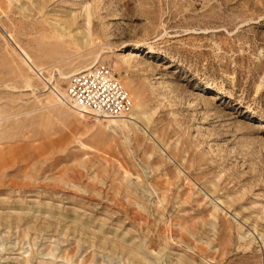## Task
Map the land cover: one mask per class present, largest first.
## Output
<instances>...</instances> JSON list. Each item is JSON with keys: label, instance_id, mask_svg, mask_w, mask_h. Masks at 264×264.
<instances>
[{"label": "rangeland", "instance_id": "obj_1", "mask_svg": "<svg viewBox=\"0 0 264 264\" xmlns=\"http://www.w3.org/2000/svg\"><path fill=\"white\" fill-rule=\"evenodd\" d=\"M0 264H264V0H0Z\"/></svg>", "mask_w": 264, "mask_h": 264}, {"label": "built area", "instance_id": "obj_2", "mask_svg": "<svg viewBox=\"0 0 264 264\" xmlns=\"http://www.w3.org/2000/svg\"><path fill=\"white\" fill-rule=\"evenodd\" d=\"M62 99L77 112L98 119L116 118L129 109L127 93L112 69L105 65L71 77Z\"/></svg>", "mask_w": 264, "mask_h": 264}, {"label": "bare ground", "instance_id": "obj_3", "mask_svg": "<svg viewBox=\"0 0 264 264\" xmlns=\"http://www.w3.org/2000/svg\"><path fill=\"white\" fill-rule=\"evenodd\" d=\"M90 16V15H89ZM86 17V16H85ZM86 19V20H85ZM84 20H85V23H86V25L89 27L90 26V20H89V18H85ZM71 19H69V22L70 23H68V28L70 29V28H72V27H74V26H78L77 25V20L74 18L73 20H72V22L70 21ZM58 23V22H57ZM66 23V22H65ZM60 24V23H59ZM67 24V23H66ZM65 24V25H66ZM84 24V23H83ZM55 25H57L56 24V22H55ZM58 27H59V25H57ZM61 26V25H60ZM63 26V25H62ZM80 27V26H79ZM61 28V27H60ZM63 28V27H62ZM65 28V27H64ZM83 28V27H82ZM69 29L67 30V28H66V30L67 31H69ZM84 29V28H83ZM64 30V29H63ZM62 30V31H63ZM89 31V30H88ZM87 31V32H88ZM56 32V31H55ZM65 33H66V31H64ZM74 32V31H73ZM72 32V33H73ZM80 32V31H79ZM57 33V32H56ZM59 33V32H58ZM67 34V33H66ZM72 35V34H71ZM88 37H84V38H86L85 39V41H84V43H83V45L84 46H86V45H90L91 43H93V42H91L92 40L90 39L91 38V35H90V33H88V35H87ZM74 37V36H73ZM73 39H76V37L75 38H73ZM91 40V41H90ZM127 58H125V60H126ZM122 60V59H121ZM130 60V59H129ZM27 61V60H26ZM100 61V59H98L92 66H89V67H85V68H82V69H79V70H77V71H75L74 73H72L71 75H68V76H64V75H61L60 73H59V76L63 79V80H68V79H70L71 77H73V76H75V75H78V74H81V73H84V72H86V71H89L90 69H92L93 67H95L97 64H98V62ZM122 61H124V59L122 60ZM121 61V62H122ZM121 62H118V63H121ZM125 62V61H124ZM116 66H117V64H116ZM120 67V66H119ZM31 69H33L34 70V72L35 71H37V72H39V71H41L40 69L41 68H38V67H31ZM62 97H64V94H62L61 95V97H60V100H62V102H63V104L64 105H66V107H69L73 112H75L76 114H79L81 117H85V116H89V115H86V114H84V113H81V112H77L76 110H74V109H72L70 106H68L67 104H65L64 103V101H63V99H62ZM130 112V111H129ZM132 112H133V114L131 115V116H133V117H135L136 116V118L139 116V115H137V114H135V112L132 110ZM126 113L127 112H125V113H123L121 116H118V117H116V118H109V119H102V121H104V122H106V123H108L109 125H113V126H121L122 124H123V122L125 121H123L122 119H124L125 118V115H126ZM130 115V114H129ZM100 119V118H99ZM261 127V126H260ZM259 127V128H260Z\"/></svg>", "mask_w": 264, "mask_h": 264}]
</instances>
